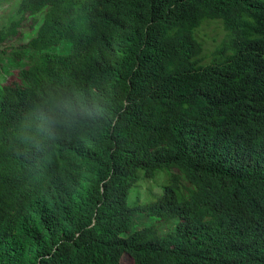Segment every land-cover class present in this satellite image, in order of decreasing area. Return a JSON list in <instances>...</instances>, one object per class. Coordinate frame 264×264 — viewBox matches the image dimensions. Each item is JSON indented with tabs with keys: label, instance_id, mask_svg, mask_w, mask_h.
<instances>
[{
	"label": "trees",
	"instance_id": "obj_1",
	"mask_svg": "<svg viewBox=\"0 0 264 264\" xmlns=\"http://www.w3.org/2000/svg\"><path fill=\"white\" fill-rule=\"evenodd\" d=\"M43 1L0 21V264H264V0Z\"/></svg>",
	"mask_w": 264,
	"mask_h": 264
},
{
	"label": "rangeland",
	"instance_id": "obj_2",
	"mask_svg": "<svg viewBox=\"0 0 264 264\" xmlns=\"http://www.w3.org/2000/svg\"><path fill=\"white\" fill-rule=\"evenodd\" d=\"M15 5L17 3L10 2L7 3L5 7H2L0 10V21L6 17V24L8 25L11 21L17 20L19 15L17 14V9L15 8ZM40 19V18H39ZM36 20V16H30L27 17L24 21H22V25L24 26H29L30 24H33ZM0 22V26H1ZM216 27H218L216 24H210L205 27V31L207 33V36L204 37V40L208 46V48H211L215 42L213 37L217 38V42H220L223 34H216L218 31L216 30ZM17 36L11 38V42L6 45L5 43L3 44L4 48L7 50V53L10 52L9 48H14L17 46ZM9 47V48H8ZM6 55L1 56L0 58V83L3 84L4 82L6 83H11L14 80H17V73L18 71L22 70L25 68V66L31 65L32 64V57L30 54L24 55L22 61H17L15 57L14 59H11L8 57V59H4ZM2 62L6 64V67L2 66ZM13 64V66H11ZM4 70V71H3ZM152 184H156V177L152 178L150 181ZM160 187V186H159ZM132 194H138V187L135 186ZM133 197L131 198V202H133ZM147 218L145 220H140L135 218L136 226L141 227L144 226L147 222ZM121 264H132L131 259L129 257H125Z\"/></svg>",
	"mask_w": 264,
	"mask_h": 264
},
{
	"label": "clouds",
	"instance_id": "obj_3",
	"mask_svg": "<svg viewBox=\"0 0 264 264\" xmlns=\"http://www.w3.org/2000/svg\"><path fill=\"white\" fill-rule=\"evenodd\" d=\"M15 1V3H19V2H21V0H0V3H1V5H2V7H5L6 5H7V3H10V2H14ZM100 2H102V0H99ZM43 4H55V1H52V0H44L43 1ZM98 7H99V5H98ZM97 22H100L98 19H96V20H94V23H96L97 24ZM207 26V25H206ZM206 26H204L203 27V29L205 30V27ZM149 182L151 181V179L150 180H148ZM169 225L170 224H165L164 225V229H167L168 227H169Z\"/></svg>",
	"mask_w": 264,
	"mask_h": 264
}]
</instances>
